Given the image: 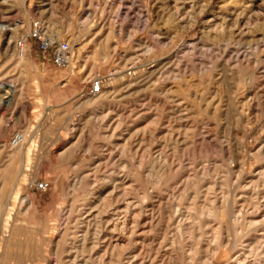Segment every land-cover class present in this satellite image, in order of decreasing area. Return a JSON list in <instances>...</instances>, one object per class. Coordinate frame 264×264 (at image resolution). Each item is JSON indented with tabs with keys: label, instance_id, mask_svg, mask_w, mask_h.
Wrapping results in <instances>:
<instances>
[{
	"label": "rangeland",
	"instance_id": "obj_1",
	"mask_svg": "<svg viewBox=\"0 0 264 264\" xmlns=\"http://www.w3.org/2000/svg\"><path fill=\"white\" fill-rule=\"evenodd\" d=\"M37 21L70 43L68 67L41 52ZM2 23L14 29H0V264H118L112 238L123 239L121 264H171V254L173 264H264V0H0ZM8 82L16 88L5 97ZM171 84L172 97L156 91ZM163 152L175 166L157 183ZM192 161L209 175L187 179ZM126 186L130 199L118 198ZM193 197H214L222 214L197 219L201 237L180 239L175 206L186 212ZM117 216L125 226L114 229Z\"/></svg>",
	"mask_w": 264,
	"mask_h": 264
},
{
	"label": "bare ground",
	"instance_id": "obj_2",
	"mask_svg": "<svg viewBox=\"0 0 264 264\" xmlns=\"http://www.w3.org/2000/svg\"><path fill=\"white\" fill-rule=\"evenodd\" d=\"M21 2L23 3V4H25V2H26V0H21ZM172 23V22H171ZM0 29L1 30H5V31H13V29H14V27H12V26H10V25H8V24H5V23H2V24H0ZM55 30H57V27L53 24V23H48V24H45V28L43 29V35L44 36H46V38L49 40V41H54V42H57V41H59L58 39H59V33H57V35H55L54 36V31ZM177 31V30H176ZM225 31V30H224ZM173 38L174 37H170V41H172L173 40ZM54 39V40H53ZM69 43V42H68ZM70 44V43H69ZM71 61H72V56H71ZM71 61H70V63H71ZM70 65V64H69ZM263 73H264V71H263ZM194 82V81H193ZM2 87H3V89H4V95H5V97H8L9 95V93H12V92H14V90H15V88H16V84L14 83V82H8V83H6V84H2ZM178 87L176 86H173L172 84L171 85H165V86H163V87H161V88H158L156 91L159 93V94H162L163 96H165V97H172V95H174L175 93H177L178 92V90L179 89H177ZM2 90V89H1ZM186 96L187 97H189V98H192L193 99V101L195 102V103H197V104H200V103H202V101H203V96L201 95V94H199L197 91H193V90H190V89H188V87L186 88ZM217 92H218V95L221 97V95H222V89L219 87V86H217ZM243 100H245V99H243ZM238 103V102H237ZM163 104V103H162ZM109 108V107H108ZM190 108V107H189ZM109 110V109H108ZM214 110V112L213 113H215V112H217V108H214L213 109ZM99 111H100V109H99ZM237 111H240V112H245L246 114L245 115H240V116H242L243 118H244V120L246 121V122H248V120H249V114H248V111H250V109L249 108H247V105H246V103H244V101H241L240 102V104L238 103L237 104ZM104 113V112H103ZM103 113H100L101 114V116H103L102 114ZM99 114V113H98ZM99 114V115H100ZM100 116V117H101ZM149 116V115H148ZM155 117V116H154ZM148 118H150V117H148ZM147 118V119H148ZM186 122H188L190 119H191V113L186 109ZM102 119V118H101ZM181 119V118H180ZM180 123V122H179ZM190 123V122H189ZM189 123H186V130L187 131H189L190 129H193V128H195V125H190ZM168 128V127H167ZM171 129V128H170ZM204 130V129H203ZM124 131V130H123ZM121 132V131H120ZM125 132V131H124ZM167 132V131H166ZM168 132H171V131H169L168 130ZM163 133V132H162ZM184 133V132H183ZM206 133V132H205ZM149 134L152 136L153 135V132H151V131H149ZM122 135V134H121ZM120 135V136H121ZM123 135H125V134H123ZM124 137V136H123ZM126 137V136H125ZM124 137V138H125ZM129 138H130V136H129ZM24 135L22 136V135H18L17 137H16V141H15V143L17 144V145H19V143L21 144L23 141H24ZM123 139V138H122ZM129 140V139H128ZM184 141V140H183ZM118 145V144H117ZM175 145V144H174ZM190 146V145H189ZM182 147V146H181ZM173 148V147H172ZM189 150V149H188ZM187 150V151H188ZM172 159V158H171ZM170 159H168V157L166 156V154H164V152L163 153H161V154H159L158 156H156V161H158L159 162V164H160V171L159 172H161V174H155V181L157 182V183H161L162 182V180L164 179V177H166L167 176V173H169V171H171V169H172V167L173 166H175L174 164V162H170L169 161ZM173 160V159H172ZM175 160V159H174ZM153 162V161H152ZM157 163V162H156ZM206 163H207V161H206ZM219 163V162H218ZM201 164V163H200ZM212 164V163H211ZM217 164V162H215V164L213 163L212 164V167H213V165H216ZM154 165V164H153ZM153 165L151 166V168L153 167ZM199 165V164H198ZM159 166V165H158ZM195 162L194 161H192V162H189L188 164H186V172H188V173H186V178L187 179H190V180H197V179H200V178H206L207 177V175H209V167L207 166V165H204V167H203V169H201V173L200 172H198V171H193L194 170V168H195ZM221 166L223 167V168H225L226 170L225 171H223V173L221 174V177L222 178H230V177H232L233 175H234V172H233V170H232V168H230V166L229 165H227L226 163H224V162H221ZM149 167V166H148ZM180 167V166H179ZM198 168V167H197ZM150 172H151V170H150ZM156 172H157V170H156ZM149 175V174H148ZM251 179V178H250ZM111 181H112V183H114V182H116L117 181V174H115L114 175V177H112V179H111ZM211 180H209V182H210ZM155 182V183H156ZM164 182V181H163ZM184 182V181H183ZM212 182V181H211ZM187 184V183H186ZM209 184V183H208ZM192 185V184H191ZM124 186V185H123ZM134 187V186H133ZM136 190V189H135ZM130 191H131V189H129V188H127V186L126 187H124L123 189H122V191H121V193H120V195H118L119 197L118 198H122V199H124V200H129L130 198L128 197V195H129V193H130ZM89 193V192H88ZM193 193V192H192ZM90 194V193H89ZM146 197V196H145ZM93 198V197H92ZM92 198H89V199H87L85 202H84V206H85V208L86 207H90V208H93V206H94V203H95V200H93ZM107 198V197H106ZM143 200L145 199L144 197L142 198ZM146 199H147V197H146ZM162 200V199H161ZM119 201H121V200H119ZM130 201H132V200H130ZM144 201H146V200H144ZM160 201V200H159ZM77 202V201H76ZM75 202V204L77 205L78 204V202L76 203ZM126 202H129V201H126ZM162 203V202H161ZM160 203V204H161ZM165 203V202H164ZM96 204V203H95ZM232 204V203H231ZM100 205V204H99ZM106 205V204H105ZM132 205H136V204H132ZM107 206V205H106ZM158 206H160V205H158ZM74 207V206H73ZM149 207V206H148ZM148 207H146V208H148ZM100 210L96 213V215H93V214H91V212H90V214L91 215H89L90 216V218L91 219H93V218H95L96 217V221L95 222H100L101 220H100V218H99V214L100 213H104L105 211H106V208L107 207H105V206H103L102 205V207H101V205H100ZM109 208V207H108ZM244 208V207H243ZM94 209V208H93ZM220 208L218 207V205H217V203H216V199L214 198V197H206L205 198V201H201V203L199 202V203H197V201L195 200V197H193V199L190 201V203L188 204V210L186 211V209H185V211L186 212H184V211H182V209L179 207V206H175V212L177 213V215H178V220L176 219V226H177V230L176 231H178V236H179V238L180 239H183V238H185V237H189L188 235H189V232H192L193 230H197V233H199V237H201L202 235H203V233L201 232V228H202V225L200 224V221H197V219H200V218H202V217H206V218H214V217H217V216H221V214H222V211H220L219 210ZM151 210H152V208H151ZM163 211V210H162ZM155 212V211H154ZM153 212V213H154ZM159 213V212H158ZM165 213V212H164ZM151 214H152V212H151ZM160 214H161V212H160ZM157 215V214H156ZM155 215V216H156ZM152 216V215H151ZM155 216H154V218H155ZM169 218V217H168ZM86 220V219H85ZM104 220H106V219H104ZM116 222L114 223V229H117L121 224H122V226H125V219H123V220H121V218L120 217H118L117 216V218H116ZM156 220V219H155ZM159 220V219H158ZM157 220V221H158ZM106 221H108V222H111V220L109 221V220H106ZM150 221V220H149ZM83 224H82V226H81V235L80 236H78L77 238H76V240L74 241V243H73V245H74V249H76V251L78 252V251H80L81 250V252H82V250L87 246V241H88V238H89V235H90V224H91V220L90 219H88L87 221H81ZM93 222V221H92ZM114 222V221H113ZM155 222V221H154ZM186 222V223H185ZM102 223V222H101ZM206 223V222H205ZM210 223V222H209ZM175 224V223H174ZM158 225V224H157ZM149 226H150V228H151V225L149 224ZM148 226V227H149ZM147 227V226H146ZM155 227V226H154ZM98 228H100L99 227V224H98ZM97 229V228H96ZM152 229V228H151ZM217 230H218V228H217ZM216 230V231H217ZM201 232V233H200ZM191 235V234H190ZM152 236V235H151ZM113 239L114 238H112L111 240H109L108 241V243H107V246H105V247H107V248H110V247H112V252H114V254L115 255H117L116 257H118L119 258V260H118V264H121L122 263V260H124V259H122L123 257V255H122V253L120 252V250H119V246H121V244L123 243V239H119V238H116V239H114V241H113ZM190 239V238H189ZM117 241V243H113V242H116ZM178 240V239H177ZM151 241V240H150ZM215 241V240H214ZM92 243H93V241H92ZM150 246V245H149ZM104 247V248H105ZM191 247V246H190ZM84 251V250H83ZM101 254V253H100ZM106 253H104V255H105ZM164 255L166 254V253H163ZM103 255V257H105ZM175 255V254H174ZM166 256V255H165ZM176 256V255H175ZM189 258H190V260H192L193 259V256H188ZM211 257V256H210ZM164 258H166V257H164ZM76 259H77V257H76ZM110 259V258H109ZM111 259H113V257H111ZM110 259V260H111ZM168 259V257L166 258V260ZM177 259V258H176ZM109 260V261H110ZM114 261L112 262V261H110L108 264H114V262H117V260L116 259H113ZM163 258H162V260H160L161 261V263L160 264H162V263H164L163 262ZM169 261H170V263L171 264H173V262H174V258H173V256H172V254H171V256L169 257V259H168ZM142 261V260H141ZM169 261H167L166 263H168ZM141 263V262H140ZM139 263V264H140ZM159 263V262H158ZM178 262L176 261V264H177ZM75 264H105V260H104V258H102V256H100V258H98V260L97 261H93V259H91V258H89V257H84L83 259H80V261L79 260H76L75 261ZM150 264H152V263H150ZM165 264V263H164Z\"/></svg>",
	"mask_w": 264,
	"mask_h": 264
},
{
	"label": "built area",
	"instance_id": "obj_3",
	"mask_svg": "<svg viewBox=\"0 0 264 264\" xmlns=\"http://www.w3.org/2000/svg\"><path fill=\"white\" fill-rule=\"evenodd\" d=\"M44 25L41 21L34 22V33L32 34L39 41V47L41 52L51 53L52 61L59 67H68L71 61L72 48L67 41H49L46 36L43 35ZM26 39H21L17 42V46L22 49L24 47ZM102 89L101 80L97 79L92 83L91 93L98 94ZM49 187L47 181H40L35 184V188L39 191H45Z\"/></svg>",
	"mask_w": 264,
	"mask_h": 264
}]
</instances>
